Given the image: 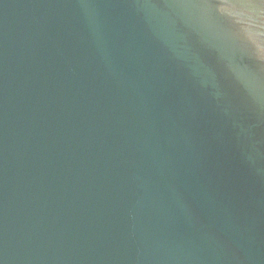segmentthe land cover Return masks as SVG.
Listing matches in <instances>:
<instances>
[{"label":"water","instance_id":"water-1","mask_svg":"<svg viewBox=\"0 0 264 264\" xmlns=\"http://www.w3.org/2000/svg\"><path fill=\"white\" fill-rule=\"evenodd\" d=\"M0 264H264V0H0Z\"/></svg>","mask_w":264,"mask_h":264}]
</instances>
